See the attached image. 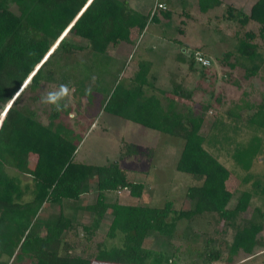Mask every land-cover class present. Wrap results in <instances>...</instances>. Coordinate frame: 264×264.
Instances as JSON below:
<instances>
[{
  "label": "trees",
  "instance_id": "1",
  "mask_svg": "<svg viewBox=\"0 0 264 264\" xmlns=\"http://www.w3.org/2000/svg\"><path fill=\"white\" fill-rule=\"evenodd\" d=\"M197 4L198 10L206 14L220 1L197 0ZM163 14L169 17L168 12ZM228 14L241 25L254 21L259 25L258 37L264 40V0H257L249 15H234L230 10ZM156 16L151 11H135L127 0H0V264H8L12 257L13 261L33 259L35 264H169L173 256L147 249V237L156 233L173 238L179 221L204 214L215 215L225 227L234 229L228 261L239 252L250 257L261 245L258 235L264 230L262 221L236 225V218L246 211L252 194L243 192L236 205L227 209L233 197L227 187L231 173L203 146L205 138L200 130L204 116H195L190 110L181 113L177 101L171 99L190 101L193 89L178 82L177 74L168 75L170 80L164 87L158 83L160 78L151 75L150 62L139 63L132 79L117 82V76H113V88V81L106 80L110 78L108 63H122L109 53V48L135 45L148 22L158 23ZM253 39L252 33H245L238 40L235 54L227 52L224 56L225 61L232 57L241 60L248 76L264 68V57L250 43ZM193 52L189 61L182 51L177 60L188 63L189 70L194 65L201 69L212 66L210 58L208 67L196 63ZM227 63L230 67L238 64L235 60ZM117 70L121 74V69ZM56 82L72 86L88 99L93 93L99 94L104 83L108 85L102 102L105 112L181 141L176 170L197 181L185 191L190 201L188 209L174 211L169 201L163 207L120 203L123 193L140 198L145 184L131 180L118 161L103 166L76 162L74 154L81 139L71 128L57 122L61 112L53 110L48 124L43 125L30 109L19 107L27 91ZM62 112L69 114L68 109ZM233 117L239 118L235 114ZM247 122L264 129V96ZM77 138L80 142L76 144ZM261 145L260 138L252 137L247 147L234 153L236 164L249 170L262 151ZM92 179L96 198L83 207L91 216V224L83 230L89 234L96 231L109 214L107 236L113 239L121 232L122 241L119 247L101 242L94 251L75 254L66 243L75 213L66 215L64 203L78 201L87 194ZM252 186L264 197V182L256 181ZM46 204L56 210L55 216L41 217ZM37 229L43 234L39 235ZM205 257L209 262L220 258L218 253Z\"/></svg>",
  "mask_w": 264,
  "mask_h": 264
},
{
  "label": "rangeland",
  "instance_id": "2",
  "mask_svg": "<svg viewBox=\"0 0 264 264\" xmlns=\"http://www.w3.org/2000/svg\"><path fill=\"white\" fill-rule=\"evenodd\" d=\"M156 1L166 7V10L156 11L158 23L148 22L135 45L121 44L109 48V53L122 63H108L110 78L106 80L113 81V76H117V82L122 78L132 79L138 64L144 62L151 63V75L160 78L158 83L164 87L169 83L168 75L177 74L178 82L182 81L188 89H193L192 98L190 101L171 99L177 101L181 113L190 110L195 116H204L200 130L205 138L203 146L231 173L227 187L233 192V197L227 209L236 205L243 192L252 194L246 211L236 218V225L251 220L262 221L264 225V197L258 195L252 186L256 181L264 182V129L247 122V118L262 103L264 68L261 66L255 75L248 76L240 65L241 60L233 57L224 60L225 53L235 54L238 40L245 33L254 35L250 43L255 44L257 52L264 57V40L258 37L259 25L254 21L241 25L231 20L228 14L230 10L234 15L238 12L249 15L251 6L257 0H219L220 5L206 14L198 10L197 0H127L132 9L142 14L152 11ZM12 10L16 12L15 8ZM164 12H168L169 17H165ZM74 41L87 45L85 41ZM196 49L209 56L212 61L209 69L194 65V69L189 70L188 63L182 64L177 60L182 51L189 61L191 52ZM207 51L210 53L207 54ZM234 60L238 62L237 66L230 67L227 62L232 64ZM117 69H121V74ZM104 83L99 94L93 93L89 99L75 92L71 86L66 108L69 114L61 112L57 120L71 128L81 139V142L78 138L76 140V144L80 143L74 154L75 161L94 166L118 161L131 180L145 184L140 198L123 193L118 199L122 204L163 207L169 201L174 211L188 209L190 201L185 191L197 181L195 177L176 170L182 142L105 112L102 102L108 85ZM59 84H42L38 89L27 91L19 107L30 109L43 125L48 124L53 109L41 106L38 101L46 90ZM114 85L115 81L110 88ZM163 104H166L164 100ZM232 113L239 118H234ZM254 136L260 138L262 151L254 158L250 169L244 170L234 161V153L247 147ZM90 186L89 192L78 201H64V213H75L72 215L75 220L73 227L66 234V243L72 246L75 254L94 251L101 242L108 247H119L122 241L121 232H117L113 239L107 236L111 221L109 214L96 231L89 234L83 230L84 226L91 224V216L83 207L92 204L96 198L93 179ZM110 197L114 199L113 194ZM40 214L41 217H53L57 213L46 204ZM37 233L42 235L43 230L37 229ZM233 234L234 229L225 227L215 215L204 214L190 221H179L173 238L150 234L144 246L154 252L163 251L173 256L169 264H264V230L258 235L261 245L252 256L247 257L239 252L228 261ZM209 253H218L219 260H206L205 256ZM14 258L8 264H35L33 259L13 261Z\"/></svg>",
  "mask_w": 264,
  "mask_h": 264
},
{
  "label": "clouds",
  "instance_id": "3",
  "mask_svg": "<svg viewBox=\"0 0 264 264\" xmlns=\"http://www.w3.org/2000/svg\"><path fill=\"white\" fill-rule=\"evenodd\" d=\"M70 94H71V89L69 85L62 83L56 85L51 89L46 90L40 96L38 103L41 106L49 107L56 112H62L67 108V100Z\"/></svg>",
  "mask_w": 264,
  "mask_h": 264
},
{
  "label": "built area",
  "instance_id": "4",
  "mask_svg": "<svg viewBox=\"0 0 264 264\" xmlns=\"http://www.w3.org/2000/svg\"><path fill=\"white\" fill-rule=\"evenodd\" d=\"M161 11V10H166V7L164 4L159 3L156 1L152 11H151V15H154V13H156V11ZM193 58L195 60L196 63L200 64L201 66H205L208 67L210 65V61L208 58H206L204 56L203 53L199 52V51H195L193 52Z\"/></svg>",
  "mask_w": 264,
  "mask_h": 264
},
{
  "label": "water",
  "instance_id": "5",
  "mask_svg": "<svg viewBox=\"0 0 264 264\" xmlns=\"http://www.w3.org/2000/svg\"><path fill=\"white\" fill-rule=\"evenodd\" d=\"M88 1H89V0H88ZM87 3H88V2H87ZM89 4H90V3H89ZM89 4H88V5H89ZM88 5H87V6H88ZM84 10H85V9H84ZM80 15H81V14H80ZM80 15H79V16H80ZM79 16H78V17H79ZM78 17H77V18H78ZM77 18H76V19H77ZM35 69H36V68H35ZM12 102H13V101H12ZM12 102L9 103V104L7 105V107L5 108V110L3 111V112H4V116H5L6 112H7V110L10 108ZM9 105H10V106H9ZM3 118H4V117H2V119H3ZM1 122H2V121H1ZM0 124H1V123H0Z\"/></svg>",
  "mask_w": 264,
  "mask_h": 264
},
{
  "label": "crops",
  "instance_id": "6",
  "mask_svg": "<svg viewBox=\"0 0 264 264\" xmlns=\"http://www.w3.org/2000/svg\"><path fill=\"white\" fill-rule=\"evenodd\" d=\"M180 42H181V41H180ZM208 53H210V52L207 51V54H208ZM203 54H204V53H203ZM204 55H205V54H204ZM206 57L209 58V56H207V55H206ZM121 119H122V118H121ZM123 120H125V119H123ZM126 121H128V120H126ZM134 124H135V123H134ZM137 125H138V124H137ZM163 135H164V134H163ZM79 163H80V162H79Z\"/></svg>",
  "mask_w": 264,
  "mask_h": 264
},
{
  "label": "snow or ice",
  "instance_id": "7",
  "mask_svg": "<svg viewBox=\"0 0 264 264\" xmlns=\"http://www.w3.org/2000/svg\"><path fill=\"white\" fill-rule=\"evenodd\" d=\"M89 2H91V0H89Z\"/></svg>",
  "mask_w": 264,
  "mask_h": 264
}]
</instances>
